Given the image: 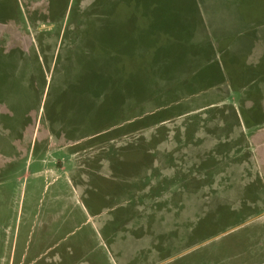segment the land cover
I'll return each instance as SVG.
<instances>
[{"label": "rangeland", "instance_id": "374dc122", "mask_svg": "<svg viewBox=\"0 0 264 264\" xmlns=\"http://www.w3.org/2000/svg\"><path fill=\"white\" fill-rule=\"evenodd\" d=\"M236 21L264 31V0H0L8 255L17 232L29 258L53 240L96 244L83 206L156 245L264 228V108L223 75L243 73L259 39Z\"/></svg>", "mask_w": 264, "mask_h": 264}, {"label": "crops", "instance_id": "0c3cea01", "mask_svg": "<svg viewBox=\"0 0 264 264\" xmlns=\"http://www.w3.org/2000/svg\"><path fill=\"white\" fill-rule=\"evenodd\" d=\"M242 24L245 28L260 27L255 23L242 22ZM233 25L240 29L234 35L244 31L254 35L255 39L264 38V31L243 30L238 21ZM259 40L251 47L257 57H247L246 63L242 65L243 73L239 75L235 71L233 73L234 66L229 63L231 67L229 65L227 68L224 67L223 75L229 76V82L232 84L231 88L227 89H230L232 93L235 92L236 95H244L246 98L244 101L248 102L247 107H251L256 100H260L258 106L264 108V41ZM231 41L224 43V50L228 49ZM252 85L256 92L249 89ZM244 92L246 95L243 94ZM253 92L256 95H253ZM261 182L264 187V181ZM262 199L257 202L261 211L253 218L256 217L257 222L259 220L261 224H264V198ZM83 210L85 223L93 224L96 244H88L87 238L76 244H63L60 239L53 240L47 246L41 243L36 245L37 248L29 258L26 245L17 253L18 232L14 236L9 255L7 235L3 238L0 235V251H2L0 264H264V230H262L264 228L243 232L235 230L234 227L214 233L208 239L197 240L192 244L179 243L175 238L170 243L156 245L149 243L145 236H137L136 228L111 227L107 223L109 219L103 218L100 212L91 213L84 206ZM47 214L48 219H51V223L55 225L57 221L64 222L71 217L64 212L52 211ZM232 233H236L235 237L229 238L228 236ZM55 234L56 231H49L48 237L51 236L53 239Z\"/></svg>", "mask_w": 264, "mask_h": 264}, {"label": "trees", "instance_id": "16d2710c", "mask_svg": "<svg viewBox=\"0 0 264 264\" xmlns=\"http://www.w3.org/2000/svg\"><path fill=\"white\" fill-rule=\"evenodd\" d=\"M103 26H104L105 28H107L106 25H103ZM150 26H151V25H150ZM150 26H149V27H150ZM175 29H176V27H175ZM150 30H151V29H150ZM107 31H108V29H107ZM139 31H140V36H141V38L147 36L146 29L143 31L142 28H141ZM146 38H147V37H146ZM150 47H151V45H150Z\"/></svg>", "mask_w": 264, "mask_h": 264}]
</instances>
